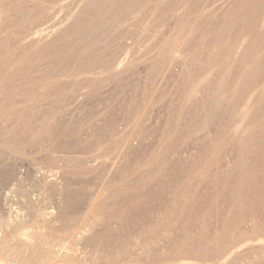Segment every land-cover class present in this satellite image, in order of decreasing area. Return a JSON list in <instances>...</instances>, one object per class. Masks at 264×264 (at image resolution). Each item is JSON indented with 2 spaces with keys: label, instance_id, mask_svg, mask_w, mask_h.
<instances>
[{
  "label": "rangeland",
  "instance_id": "374dc122",
  "mask_svg": "<svg viewBox=\"0 0 264 264\" xmlns=\"http://www.w3.org/2000/svg\"><path fill=\"white\" fill-rule=\"evenodd\" d=\"M0 263L264 264V0H0Z\"/></svg>",
  "mask_w": 264,
  "mask_h": 264
},
{
  "label": "bare ground",
  "instance_id": "6f19581e",
  "mask_svg": "<svg viewBox=\"0 0 264 264\" xmlns=\"http://www.w3.org/2000/svg\"><path fill=\"white\" fill-rule=\"evenodd\" d=\"M89 230V229H88ZM28 237V236H27ZM30 238V237H29ZM75 243V242H74ZM79 243V242H78ZM78 245V244H77ZM74 246V245H73ZM76 247V246H75ZM53 250V249H52ZM52 252V251H51ZM53 253H54V250H53ZM49 254H50V252H49ZM56 254V253H55ZM46 257V256H45ZM42 258V257H41ZM15 261V260H14ZM15 263V262H14ZM0 264H2V263H0ZM66 264V263H65Z\"/></svg>",
  "mask_w": 264,
  "mask_h": 264
}]
</instances>
